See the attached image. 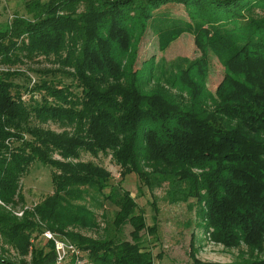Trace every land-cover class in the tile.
Wrapping results in <instances>:
<instances>
[{"label":"trees","instance_id":"trees-1","mask_svg":"<svg viewBox=\"0 0 264 264\" xmlns=\"http://www.w3.org/2000/svg\"><path fill=\"white\" fill-rule=\"evenodd\" d=\"M168 3L183 4L190 21L159 28L157 11ZM25 9L0 23V264H57L53 242L32 244L34 230L61 234L92 264H156L143 246L146 221L130 193L112 184L104 168L81 161L82 152L111 154L122 179L136 173L141 180L168 181L197 199L217 242L264 243V0H26ZM150 27L161 51L183 32L194 34L201 55L186 67L192 97L200 86L193 74L205 75L208 53L219 58L227 73L217 93L230 89L223 109L234 125L176 102L153 79L152 64L135 68L134 41ZM41 61L48 65L35 67ZM21 66L38 80L32 83ZM169 78L177 87L175 76ZM49 123L73 132H55L45 127ZM150 161L182 170L151 177L141 166ZM34 163L51 169L54 193L34 211L42 224L19 223L10 209ZM79 187L117 207L113 226L120 231L129 224L130 241L67 230ZM246 264H264V258Z\"/></svg>","mask_w":264,"mask_h":264},{"label":"rangeland","instance_id":"rangeland-1","mask_svg":"<svg viewBox=\"0 0 264 264\" xmlns=\"http://www.w3.org/2000/svg\"><path fill=\"white\" fill-rule=\"evenodd\" d=\"M25 1L0 0V23L12 20L15 13L25 15ZM157 12L161 19L158 22L159 28L170 27L174 24L182 25L183 22L190 21V16L183 4L168 3ZM158 41L156 29L151 27L142 37L134 41V50L137 52L135 68L145 67V65L149 67L152 64L153 79L155 82L157 81L158 86L161 84L166 88L168 94L176 102L181 105L189 104L195 107L198 112L214 113L234 125L230 113L223 109L224 96L231 93L230 89L217 93L224 75L227 73V69L219 58L208 53L205 75L202 72L193 74L194 77L200 79V81H196L200 86L196 88V94L192 97L186 84L193 77L189 76L186 67L189 60L196 59L201 55L194 34L183 32L165 51L159 49ZM47 62H38L35 67L48 65ZM148 64L150 65L148 66ZM21 69L28 71L27 74L32 83L34 80H38L36 72L30 71L24 66H21ZM171 75L175 76L177 87H170L168 81ZM65 80L70 82L66 76ZM17 81L26 82L23 78H17ZM45 127L59 133L65 130L69 133L73 132L72 128H62L55 123H49ZM54 158L59 159V156L55 155ZM79 159L104 168L111 174L112 184L121 183L123 188L130 193L137 204L136 214H142L146 221L147 228L141 232L143 246L151 250L154 256L159 257L156 258V264H194L193 259H196L199 264H246L264 258V243L259 247H249L244 243L229 247L217 242L204 221L205 209L203 205L198 203L195 198L181 195L179 188L174 190L170 182H151V178L141 180L136 173L122 179V169L111 154L99 153L94 156L82 152ZM69 161L76 162V160ZM141 166L143 173L151 175V177L158 172L165 175H177L182 170L179 167L171 168L151 161ZM51 172L50 168L34 163L28 173L22 177L20 194L16 199L15 207L10 209L12 215L18 218L19 223H24L28 218H31V221L42 224L41 218L34 211L36 207L53 196ZM194 173L199 174L197 171ZM180 181L178 182L180 188L187 187L186 183H180ZM148 183H152V185H148ZM78 190L76 197L70 201V206L74 205L77 208L73 210L77 217H70L66 224L69 232L81 233L93 240L105 239L108 236H120L124 240H131L133 228L129 224L121 227L120 231H116L113 226L118 211L115 205L108 203L98 191L85 187H79ZM108 193L109 189L105 191V194ZM73 217L76 221L71 219ZM48 232L55 238L66 239L51 230H46L42 234L34 230L31 232L32 244L37 248H44L49 242H53L45 237ZM5 249L9 256L17 258L16 250L8 247ZM84 256L86 255L84 254ZM27 259L30 260V256ZM76 260L80 261L78 264H92L87 256L83 259L76 257ZM71 261L72 256L69 254L62 264H71Z\"/></svg>","mask_w":264,"mask_h":264},{"label":"built area","instance_id":"built-area-1","mask_svg":"<svg viewBox=\"0 0 264 264\" xmlns=\"http://www.w3.org/2000/svg\"><path fill=\"white\" fill-rule=\"evenodd\" d=\"M45 237L49 240H52L55 245V251L57 254V264H62L63 261L67 258V255L69 254L79 259L80 251L77 250V248L68 240L55 238L49 232L45 234ZM79 262L77 261L76 264H78Z\"/></svg>","mask_w":264,"mask_h":264}]
</instances>
